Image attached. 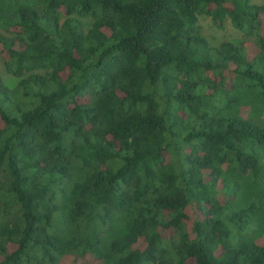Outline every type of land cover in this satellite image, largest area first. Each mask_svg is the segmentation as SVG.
Instances as JSON below:
<instances>
[{
	"label": "trees",
	"instance_id": "trees-1",
	"mask_svg": "<svg viewBox=\"0 0 264 264\" xmlns=\"http://www.w3.org/2000/svg\"><path fill=\"white\" fill-rule=\"evenodd\" d=\"M0 59V264H264V4L0 0Z\"/></svg>",
	"mask_w": 264,
	"mask_h": 264
},
{
	"label": "rangeland",
	"instance_id": "rangeland-1",
	"mask_svg": "<svg viewBox=\"0 0 264 264\" xmlns=\"http://www.w3.org/2000/svg\"><path fill=\"white\" fill-rule=\"evenodd\" d=\"M256 3L264 4V0H256ZM79 20L86 27H88V25L91 23L90 19L87 17L81 18ZM199 26L202 34L207 38L210 45L215 47L219 46V44L222 42L228 41V42L240 43L242 41H245L246 39V37H244V34L242 32L234 30L229 23H226L224 30H217L212 26L208 18H201L199 21ZM0 76L4 85L9 89H13L19 80L18 78L11 76L6 71L1 59H0Z\"/></svg>",
	"mask_w": 264,
	"mask_h": 264
}]
</instances>
